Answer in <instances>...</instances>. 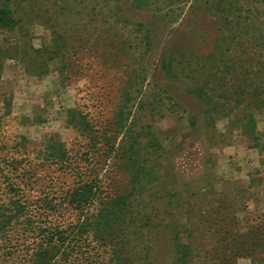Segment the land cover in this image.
Wrapping results in <instances>:
<instances>
[{"label":"trees","instance_id":"trees-1","mask_svg":"<svg viewBox=\"0 0 264 264\" xmlns=\"http://www.w3.org/2000/svg\"><path fill=\"white\" fill-rule=\"evenodd\" d=\"M35 1L1 0L0 73L5 62L15 58L41 77L52 65L61 73L66 71L68 54L74 48L61 31H54L50 43L39 49L12 45L4 36L39 19ZM120 1L59 0L57 6L61 11L62 4V9L72 13L91 7L92 18L105 23L108 15H113L116 23L129 26L138 46L148 53L153 47L150 27L122 20ZM126 1L134 10L152 13L153 19L171 25L185 16L198 17L202 11L216 14L222 27L215 49L206 58L189 54L165 57L162 71L171 80L199 82L189 89L190 94L202 101L205 121L212 130L218 112L238 109L239 135L253 148L264 151V132L257 126L258 112L264 111V0ZM110 25L99 28L100 43L111 48L116 44L122 50L128 42L134 43L132 38L121 43V35L118 40L104 38V33L119 30ZM97 47L101 50L104 45L97 42ZM231 48L238 49V55L232 54L227 60L225 54ZM126 91L118 109V123L128 138L122 148V164L118 165L125 174L120 186L109 189L100 174H87L62 150L54 160L74 177L69 188L33 199L19 182L10 181V189L3 192L5 199L0 201V264H162L156 249L166 234L174 253L171 264H264V210L251 211L243 192L238 193V232L230 230L227 220L222 219L223 206L210 209L212 203L205 192L188 196L179 189L163 194L162 171L171 149L150 132L151 126L140 128L138 135L137 124H128L126 115L130 117L133 108L142 105ZM8 107L7 99H0V113L5 112L0 125L10 117ZM189 119L191 128L199 125L196 116ZM3 170L0 167V173ZM239 187L244 186L238 182Z\"/></svg>","mask_w":264,"mask_h":264},{"label":"rangeland","instance_id":"rangeland-1","mask_svg":"<svg viewBox=\"0 0 264 264\" xmlns=\"http://www.w3.org/2000/svg\"><path fill=\"white\" fill-rule=\"evenodd\" d=\"M58 1L36 0L39 19L4 35L12 45L39 49L50 43L54 31H61L74 50L68 54L71 63L65 73L52 65L44 77L29 72L18 58L5 62L0 73V99H7L10 117L6 114L0 125V167L4 169L0 173V201L13 180L30 191L33 199L69 188L74 177L54 160L61 150L87 174H100L109 189L119 187L125 174L118 165L128 138L118 123V109L122 95L129 90L142 106L136 105L131 116L126 115L128 124H137L138 135L140 128L151 126L150 132L171 149L162 171L163 194L179 189L188 196L205 192L212 203L210 209L223 206L222 219L234 232H238V193L245 194V201L249 198L251 211L263 212L264 151L239 135L238 109L218 112L212 130L205 121L202 101L190 94L189 89L199 82L171 80L162 71L165 57L189 54L206 58L215 49L222 27L216 14L202 11L198 17L185 16L171 25L153 19L152 13L134 10L126 0L120 1V10L115 7L114 12L119 10L122 20L150 27L153 47L147 53L138 46L129 26L116 23L113 15L107 14L108 24L94 20L90 6L72 13L62 9V4L58 10ZM110 23L119 30L104 33V38L118 40L121 35V43L131 38L134 43L128 42L123 50L116 44L111 48L100 43L98 30L109 28ZM97 42L104 45L101 50ZM232 54L238 55V49L226 53V59ZM258 113V130L264 132V111ZM190 115L197 117L196 128L190 127ZM138 139L144 142L143 137ZM238 182L244 187L238 188ZM171 244L167 234L157 244L162 264L174 260ZM216 247L219 250L220 246Z\"/></svg>","mask_w":264,"mask_h":264}]
</instances>
